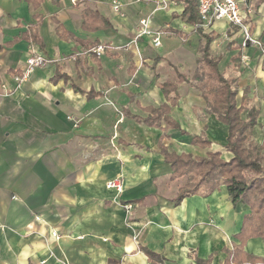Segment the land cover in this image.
Wrapping results in <instances>:
<instances>
[{
    "label": "crops",
    "instance_id": "crops-1",
    "mask_svg": "<svg viewBox=\"0 0 264 264\" xmlns=\"http://www.w3.org/2000/svg\"><path fill=\"white\" fill-rule=\"evenodd\" d=\"M239 2L259 45L244 47V31L226 20L203 31L217 36L210 55L237 79L239 103L250 89L264 128V0ZM185 9L174 0H0V264H225L223 249L240 244L249 207L225 185L175 204L184 180L161 151L232 158L228 127L195 80L205 39ZM145 19L151 34L140 35ZM33 26L42 48L23 37ZM34 50L48 63L16 83ZM163 105L173 124L146 123ZM196 136L210 147L193 145ZM118 176L120 197L106 188ZM245 251L264 257V240Z\"/></svg>",
    "mask_w": 264,
    "mask_h": 264
},
{
    "label": "trees",
    "instance_id": "trees-1",
    "mask_svg": "<svg viewBox=\"0 0 264 264\" xmlns=\"http://www.w3.org/2000/svg\"><path fill=\"white\" fill-rule=\"evenodd\" d=\"M174 1L185 3L186 21L197 26V30L205 39L201 58L202 70L196 73L195 80L200 82L208 112L228 127L226 150L232 154L229 160H225L220 152H209L205 157H195L192 154L177 155L169 152L161 144V151L167 163L172 166L174 176L184 180L174 202L178 205L191 195L207 196L218 190L221 185H225L232 202L235 204L242 202L250 210L244 216L240 232L234 236L240 244H234L231 250L223 249L227 254L225 264H264V257L245 251L249 240L257 238L264 240V142L257 144L254 140L255 129L260 126L258 122L260 110L252 104L250 89L244 90L239 103L237 79H226L220 74L219 59L209 53L210 46L217 36L212 33L206 34L203 28L198 27L201 24L199 0ZM104 26L110 25L104 21ZM36 32L37 27L33 26L23 37L42 48ZM182 79L181 77L180 80ZM174 86L172 83L163 85V92L167 96L170 95ZM149 112L151 116L146 123L155 125L164 119L169 125L173 124L167 117L169 113L167 105L158 109L151 108ZM191 143L202 148L210 147L207 140L197 136ZM145 254L150 260L159 258L149 250H145ZM197 261L198 264H204L201 260Z\"/></svg>",
    "mask_w": 264,
    "mask_h": 264
},
{
    "label": "built area",
    "instance_id": "built-area-1",
    "mask_svg": "<svg viewBox=\"0 0 264 264\" xmlns=\"http://www.w3.org/2000/svg\"><path fill=\"white\" fill-rule=\"evenodd\" d=\"M79 0H72L76 4ZM114 10L116 12L121 10V5L118 2H114ZM249 13V12H248ZM199 15L201 24L198 27L203 29L210 28L216 21L226 20L231 25L241 27L244 31L245 38L243 46L259 45L251 35L248 28L245 25L247 14L244 13L240 6L239 0H199ZM141 32L140 35H149L151 32L148 29L149 21L147 19L140 22ZM154 46L159 47L161 45L159 36H156L153 40ZM104 47H99L95 51L97 57H101L104 54ZM264 55V54H263ZM48 63L47 58L40 52L34 50L27 61L26 68L23 70L21 76L15 78L16 83H20L27 79L36 69L44 67ZM11 90L7 89L4 94H10ZM106 188L120 197L124 191V180L122 176L112 178L107 181ZM133 204L127 203L124 205V209L127 213L133 210ZM56 236V234H55Z\"/></svg>",
    "mask_w": 264,
    "mask_h": 264
},
{
    "label": "rangeland",
    "instance_id": "rangeland-1",
    "mask_svg": "<svg viewBox=\"0 0 264 264\" xmlns=\"http://www.w3.org/2000/svg\"><path fill=\"white\" fill-rule=\"evenodd\" d=\"M202 116L205 120V123H207L208 122V116H209L208 113L203 112ZM219 130L221 131V129H219ZM220 134L218 135V138H220V137L222 138L223 134L222 135H220ZM254 140L257 144H262L264 142V128H257L256 129V132L254 134Z\"/></svg>",
    "mask_w": 264,
    "mask_h": 264
},
{
    "label": "bare ground",
    "instance_id": "bare-ground-1",
    "mask_svg": "<svg viewBox=\"0 0 264 264\" xmlns=\"http://www.w3.org/2000/svg\"><path fill=\"white\" fill-rule=\"evenodd\" d=\"M184 103V102H183ZM181 108V107H180Z\"/></svg>",
    "mask_w": 264,
    "mask_h": 264
}]
</instances>
